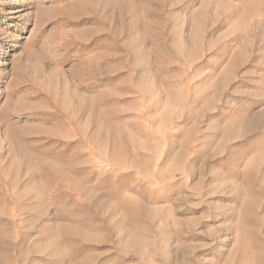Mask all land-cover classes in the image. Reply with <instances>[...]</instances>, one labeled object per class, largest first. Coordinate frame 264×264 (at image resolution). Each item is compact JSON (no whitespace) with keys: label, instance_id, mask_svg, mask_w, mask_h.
Wrapping results in <instances>:
<instances>
[{"label":"rangeland","instance_id":"374dc122","mask_svg":"<svg viewBox=\"0 0 264 264\" xmlns=\"http://www.w3.org/2000/svg\"><path fill=\"white\" fill-rule=\"evenodd\" d=\"M0 264H264V0H0Z\"/></svg>","mask_w":264,"mask_h":264}]
</instances>
